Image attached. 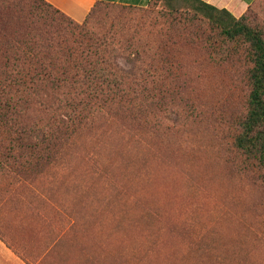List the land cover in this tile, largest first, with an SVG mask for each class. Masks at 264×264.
Listing matches in <instances>:
<instances>
[{
	"label": "rangeland",
	"instance_id": "obj_1",
	"mask_svg": "<svg viewBox=\"0 0 264 264\" xmlns=\"http://www.w3.org/2000/svg\"><path fill=\"white\" fill-rule=\"evenodd\" d=\"M244 15L264 32V0ZM176 18L155 1L94 11L97 36L175 44L146 79L170 96L142 131L84 130L31 185L0 177V264H264V169L233 146L249 92L245 50ZM153 53L141 55L152 63ZM132 220L142 222L136 234ZM168 244L177 256L166 260Z\"/></svg>",
	"mask_w": 264,
	"mask_h": 264
},
{
	"label": "trees",
	"instance_id": "obj_2",
	"mask_svg": "<svg viewBox=\"0 0 264 264\" xmlns=\"http://www.w3.org/2000/svg\"><path fill=\"white\" fill-rule=\"evenodd\" d=\"M152 1L163 5L171 23L177 16L202 22L225 43L245 50L249 92L233 146L264 169V32L244 13L236 18L202 0H150L148 5ZM100 6L144 7L98 0L77 22L45 0H0V177L19 187L56 166L84 130L119 122L142 131L151 107L170 96L153 92L160 86L154 81L148 90L146 79L156 75L157 63L171 61L175 44L139 48L117 40L111 30L109 39L97 36L90 25ZM145 50L154 52L152 63L144 61ZM141 223L132 220L127 226L135 233ZM167 246L165 258L175 253Z\"/></svg>",
	"mask_w": 264,
	"mask_h": 264
},
{
	"label": "crops",
	"instance_id": "obj_3",
	"mask_svg": "<svg viewBox=\"0 0 264 264\" xmlns=\"http://www.w3.org/2000/svg\"><path fill=\"white\" fill-rule=\"evenodd\" d=\"M71 19L82 22L98 0H45ZM121 5L147 6L150 0H102ZM219 9H226L235 17L242 15L255 0H202Z\"/></svg>",
	"mask_w": 264,
	"mask_h": 264
}]
</instances>
